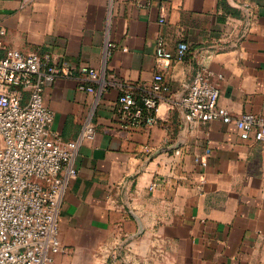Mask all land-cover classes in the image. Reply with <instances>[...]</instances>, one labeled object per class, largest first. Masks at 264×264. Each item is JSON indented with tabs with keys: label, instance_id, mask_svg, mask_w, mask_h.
Listing matches in <instances>:
<instances>
[{
	"label": "crops",
	"instance_id": "0c3cea01",
	"mask_svg": "<svg viewBox=\"0 0 264 264\" xmlns=\"http://www.w3.org/2000/svg\"><path fill=\"white\" fill-rule=\"evenodd\" d=\"M0 40L1 55L65 69L43 93L55 133L95 130L78 148L53 264H264V144L222 121L193 128L179 106L205 68L222 107L264 116V0H0ZM161 42L188 54L164 70L156 123L129 126L116 103L151 87Z\"/></svg>",
	"mask_w": 264,
	"mask_h": 264
},
{
	"label": "built area",
	"instance_id": "2783aa9c",
	"mask_svg": "<svg viewBox=\"0 0 264 264\" xmlns=\"http://www.w3.org/2000/svg\"><path fill=\"white\" fill-rule=\"evenodd\" d=\"M188 51L185 43L175 53L159 44L158 71L151 87L140 92L130 87L116 103L121 121L132 127L156 123L160 103L171 93L164 70L175 59L186 58ZM64 71L49 56L36 52L0 54V264H53L64 250L58 236L60 206L69 180L77 175L78 148L95 135L90 121L73 141H64L52 130L55 116L43 93ZM79 71L89 80L100 76L86 65ZM80 89L94 90L85 84ZM219 99L218 86L203 68L192 78L179 106L193 128L222 121L235 125L242 139L264 144V116L249 112L234 116Z\"/></svg>",
	"mask_w": 264,
	"mask_h": 264
}]
</instances>
